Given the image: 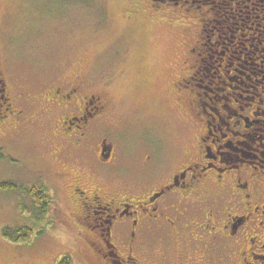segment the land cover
I'll return each mask as SVG.
<instances>
[{
  "label": "rangeland",
  "instance_id": "374dc122",
  "mask_svg": "<svg viewBox=\"0 0 264 264\" xmlns=\"http://www.w3.org/2000/svg\"><path fill=\"white\" fill-rule=\"evenodd\" d=\"M244 1L232 30L213 31L212 23L208 28L201 17L216 15L154 0H0V77L15 108L26 110L20 121L7 118L0 125V185H18L14 191L0 188V264H104L78 237L90 232L70 217L75 176L98 184L104 193H142L118 182L137 187L140 174L96 173L95 153L88 157L66 148L64 155L58 154L67 142L55 136L63 110L47 105L50 90L79 84L107 101L108 113L92 139L114 142V167L121 163L139 172L137 165L150 159L173 171L188 156L200 154L206 118L197 114L198 99L212 96L209 89L215 87L208 72L194 76L199 66L205 70L204 46L213 47L215 56L234 35L250 39L242 42L254 48L258 43L256 0ZM259 15L257 22L264 25V14ZM32 185L45 186L54 197L44 220L32 212V201L22 191ZM24 224L43 232L25 242L4 237V226ZM167 246L158 243L146 251L160 255Z\"/></svg>",
  "mask_w": 264,
  "mask_h": 264
},
{
  "label": "flooded vegetation",
  "instance_id": "af4514ba",
  "mask_svg": "<svg viewBox=\"0 0 264 264\" xmlns=\"http://www.w3.org/2000/svg\"><path fill=\"white\" fill-rule=\"evenodd\" d=\"M241 2L234 0L233 15L242 14ZM262 2L256 0V31L261 33L255 48L242 42L250 39L236 35L215 56L208 46L205 70L199 66L194 73L196 77L208 72L204 78L209 76L215 84L209 89L212 96L198 99L197 114L206 118L199 135L200 154L188 156L173 171L148 158L137 165L139 172L123 163L114 167L118 164L114 142L92 139L108 113V103L99 94L66 83L46 95L49 108L63 110L55 136L62 135L67 143L58 154L66 148L88 157L95 153L98 174L108 175L107 169L113 177L121 170L141 175L140 188L131 181H118L142 192L136 196L104 193L98 184L75 176L70 217L74 225L90 232L78 237L90 244L100 262L264 264V39L260 38L264 25L257 22L259 13L264 14ZM7 87L0 77V125L7 118L20 121L26 111L15 108ZM21 99L26 100L24 93ZM88 219L94 224H86ZM158 243L168 244L162 254L146 251Z\"/></svg>",
  "mask_w": 264,
  "mask_h": 264
},
{
  "label": "trees",
  "instance_id": "16d2710c",
  "mask_svg": "<svg viewBox=\"0 0 264 264\" xmlns=\"http://www.w3.org/2000/svg\"><path fill=\"white\" fill-rule=\"evenodd\" d=\"M156 2H164L169 5L173 6H186L187 8L197 10L201 12V15H205V13L216 15L214 19H206L201 17L202 22L205 26L213 27V31H226L227 24L229 22L228 29L234 28L232 26L233 20L236 19L235 15L232 14L231 5L233 4L234 0H154ZM241 5L245 2L241 0ZM249 1V0H248ZM234 5V4H233ZM246 17H251L250 15H246ZM213 20V21H212ZM250 22V21H249ZM212 23V24H211ZM256 22L254 21L253 24ZM211 24V26H210ZM247 28H250L249 26ZM212 31V28L209 29ZM223 34V33H222ZM220 38L222 37L219 35ZM219 38V39H220ZM204 52L206 53L207 57H204L203 60L208 59V46H204ZM17 184L13 182H3L0 185L2 189H10L16 190ZM24 191V195L28 196L33 205L34 214L37 216L38 219L44 220L50 214V208L53 206L54 197L51 195L50 191L45 186H27V188H22ZM25 209H27L25 207ZM32 224H24L19 226H9L6 225L3 228V235L6 239L14 241V242H25L31 240L35 235L36 232L41 234V231H35Z\"/></svg>",
  "mask_w": 264,
  "mask_h": 264
}]
</instances>
